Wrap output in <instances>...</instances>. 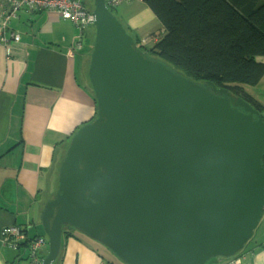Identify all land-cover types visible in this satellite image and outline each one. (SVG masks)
I'll return each instance as SVG.
<instances>
[{"label": "water", "instance_id": "obj_1", "mask_svg": "<svg viewBox=\"0 0 264 264\" xmlns=\"http://www.w3.org/2000/svg\"><path fill=\"white\" fill-rule=\"evenodd\" d=\"M95 116L71 137L41 228L53 264L63 226L125 264H206L253 238L264 211V123L225 88L148 58L93 0Z\"/></svg>", "mask_w": 264, "mask_h": 264}, {"label": "crops", "instance_id": "obj_2", "mask_svg": "<svg viewBox=\"0 0 264 264\" xmlns=\"http://www.w3.org/2000/svg\"><path fill=\"white\" fill-rule=\"evenodd\" d=\"M136 3V11L123 14L118 6L116 15L131 35L153 44L150 36L161 26L142 2ZM9 27L20 41L0 43V227L16 226L30 238L42 236L41 213L56 195L69 140L95 116L88 81L92 50L88 32L83 49L67 54L75 28L53 13L20 11ZM257 61L264 63V57ZM247 92L264 110V77ZM242 256L241 264H264V211ZM22 260L27 261L25 248L0 243V264ZM53 264L103 263L86 243L71 238Z\"/></svg>", "mask_w": 264, "mask_h": 264}, {"label": "trees", "instance_id": "obj_3", "mask_svg": "<svg viewBox=\"0 0 264 264\" xmlns=\"http://www.w3.org/2000/svg\"><path fill=\"white\" fill-rule=\"evenodd\" d=\"M141 2L152 12L163 32L159 30L151 34V39L156 41L146 45L122 25L133 38L137 49L148 58L162 60L169 68L194 83L210 82L216 88L229 90L257 110L264 123L263 107L247 92L248 88L256 86L264 77V63L257 61V58L264 57V0ZM112 9H109L111 13ZM72 229L63 226L61 247L71 238L82 242L71 232ZM42 236L46 238L44 234ZM36 237L29 238L24 234V240L15 250H27ZM90 249L103 264H115L109 260L104 261V255L98 248ZM46 254L47 251L43 253L44 256ZM118 260L120 263L116 264H125ZM224 260L227 264L229 258Z\"/></svg>", "mask_w": 264, "mask_h": 264}, {"label": "built area", "instance_id": "obj_4", "mask_svg": "<svg viewBox=\"0 0 264 264\" xmlns=\"http://www.w3.org/2000/svg\"><path fill=\"white\" fill-rule=\"evenodd\" d=\"M105 2L110 9L123 3L141 2V0H105ZM20 11L53 13L59 20L71 23L75 28V34L67 54L83 49L87 30L93 26L92 10L86 7L84 0H0V43L2 46L20 41L19 36L9 27L11 21L17 19ZM23 240L24 236L18 227L13 225L0 227V243L3 247L15 250ZM46 246V238L37 236L27 247L28 264H41L44 257L43 250ZM242 251L230 257L227 264H241Z\"/></svg>", "mask_w": 264, "mask_h": 264}, {"label": "rangeland", "instance_id": "obj_5", "mask_svg": "<svg viewBox=\"0 0 264 264\" xmlns=\"http://www.w3.org/2000/svg\"><path fill=\"white\" fill-rule=\"evenodd\" d=\"M84 3L86 5V7H88L89 9H93V0H84ZM137 3L136 2H132V3H123V4H120L119 5V9L117 7H115L114 9H112V13L114 15V17L118 20V21H121L120 17L118 15H116V11L117 9L118 10H121L123 14H128V13H132L134 11L137 10ZM117 17H116V16ZM121 23V22H120ZM122 24V23H121ZM88 32H89V35H90V46H89V51L92 50L93 48V44H94V37H95V28L93 26H91L90 28H88ZM87 32V34H88ZM142 43H146V39H142L141 40ZM88 52V51H87ZM157 59V58H156ZM157 61H160L162 63H164L166 66L170 67L167 63L163 62L162 60L160 59H157ZM77 80L83 84V82H81L79 76H77ZM85 83V82H84ZM77 132V131H76ZM71 140V139H70ZM70 140H69V143H70ZM69 143H68V146H69ZM68 148V147H67ZM67 150V149H66ZM64 159V158H63ZM258 229V227L256 228V230ZM256 230L254 231V234L253 236L256 234ZM71 232L76 235L81 241H83L84 243H86L89 247H92V248H98L99 251H101V253L104 255L103 256V259L104 261H110L111 263H120L118 258H116L115 255H113L105 246H101L99 244L101 243H97L93 240H91L89 237H86L85 235L79 233V231L75 230V229H72ZM43 234V231L42 233ZM47 241V240H46ZM47 249V247L45 248ZM47 251V250H46ZM45 251V252H46ZM212 262H215V259H211L210 261H208L206 264H212ZM22 264H28L27 261H23L22 260Z\"/></svg>", "mask_w": 264, "mask_h": 264}, {"label": "clouds", "instance_id": "obj_6", "mask_svg": "<svg viewBox=\"0 0 264 264\" xmlns=\"http://www.w3.org/2000/svg\"><path fill=\"white\" fill-rule=\"evenodd\" d=\"M47 247V246H46Z\"/></svg>", "mask_w": 264, "mask_h": 264}]
</instances>
